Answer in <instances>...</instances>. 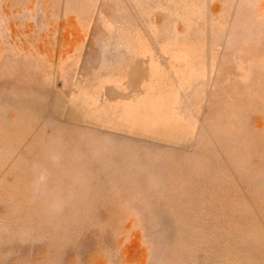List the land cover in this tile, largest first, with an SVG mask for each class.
<instances>
[{"label":"rangeland","instance_id":"374dc122","mask_svg":"<svg viewBox=\"0 0 264 264\" xmlns=\"http://www.w3.org/2000/svg\"><path fill=\"white\" fill-rule=\"evenodd\" d=\"M0 264H264V0H0Z\"/></svg>","mask_w":264,"mask_h":264}]
</instances>
